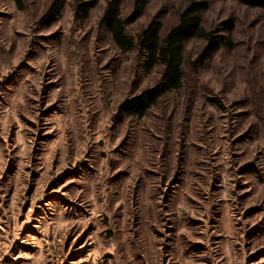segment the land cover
I'll return each mask as SVG.
<instances>
[{"label": "rangeland", "instance_id": "374dc122", "mask_svg": "<svg viewBox=\"0 0 264 264\" xmlns=\"http://www.w3.org/2000/svg\"><path fill=\"white\" fill-rule=\"evenodd\" d=\"M107 1L0 0V264H264V10L206 0L232 48L188 40L181 87L125 116L163 67L117 47ZM145 1L134 39L193 0Z\"/></svg>", "mask_w": 264, "mask_h": 264}, {"label": "trees", "instance_id": "16d2710c", "mask_svg": "<svg viewBox=\"0 0 264 264\" xmlns=\"http://www.w3.org/2000/svg\"><path fill=\"white\" fill-rule=\"evenodd\" d=\"M98 1L74 0L76 14L86 17ZM235 1L246 7L264 10V0ZM122 2L123 0L107 1L100 18V26L111 34L120 50H138L144 71L150 70L157 64L163 67L160 78L153 86L142 90L119 105L118 113L122 115L143 116L148 108L155 105L167 92L181 87L184 48L188 40L204 41L205 51L216 52L221 48H232L233 22L231 20L222 21L213 29L203 26L201 17L209 6L206 0L189 2L179 13L177 22L163 36L160 34L162 23L159 19H152L141 29L136 39L126 32V25L142 14L146 1L135 0L133 12L126 19L121 16ZM64 5L65 0H52L42 19L56 18Z\"/></svg>", "mask_w": 264, "mask_h": 264}]
</instances>
